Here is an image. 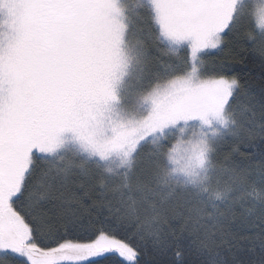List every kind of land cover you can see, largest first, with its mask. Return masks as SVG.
<instances>
[{"label": "snow or ice", "instance_id": "1", "mask_svg": "<svg viewBox=\"0 0 264 264\" xmlns=\"http://www.w3.org/2000/svg\"><path fill=\"white\" fill-rule=\"evenodd\" d=\"M249 21L264 69V0H0V264H264Z\"/></svg>", "mask_w": 264, "mask_h": 264}, {"label": "trees", "instance_id": "2", "mask_svg": "<svg viewBox=\"0 0 264 264\" xmlns=\"http://www.w3.org/2000/svg\"><path fill=\"white\" fill-rule=\"evenodd\" d=\"M252 27V23L249 21L246 23L241 35L235 39L233 43L226 49V55L207 57L209 62L213 60H220L227 58L228 63L233 67L234 74L239 76L242 82L251 84L256 87L261 82L262 76H264V69L261 68V57L258 52H253L248 45L244 32ZM151 47V46H150ZM154 51V50H153ZM160 55L158 53H154ZM167 59V57H161ZM256 162V161H254ZM146 251L141 257V264H171L173 259V250L169 249L166 256H161L153 247L151 238L146 235ZM186 243V241H185ZM201 257L193 252L185 256V264H199Z\"/></svg>", "mask_w": 264, "mask_h": 264}]
</instances>
